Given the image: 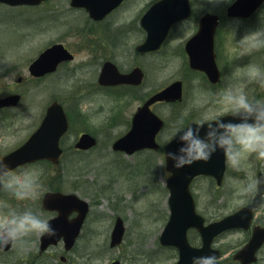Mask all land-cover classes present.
<instances>
[{
	"label": "flooded vegetation",
	"instance_id": "af4514ba",
	"mask_svg": "<svg viewBox=\"0 0 264 264\" xmlns=\"http://www.w3.org/2000/svg\"><path fill=\"white\" fill-rule=\"evenodd\" d=\"M114 1L98 0L97 7L104 8L107 3ZM158 1L160 0H122L107 13H97L96 18H92L84 8L73 7L71 0H47L36 6L0 4V8L4 5L10 8H40L42 14L35 21L33 28L35 34L31 36V41L42 34L46 36L45 45L34 44V46L31 41L29 42V49L31 47L38 49L35 55L26 56L25 53L29 50L25 52L21 50L0 56V58L3 56L6 59H13L12 62L6 63L0 75V80L4 75L12 76L11 82L0 83V100L14 97V95L20 97L0 108V128H4V125L14 127L16 124L15 128H18V123L24 117L31 115L34 118V122L27 130L28 134H21L23 136L13 145L0 148V159L27 143L40 126L51 104L58 101L64 107L69 119L68 132L61 141L62 158L67 157L68 161L58 165L41 161L25 164L16 169H29L37 165L44 167L40 179L47 186L36 202L29 203L34 211L47 218L49 222L56 219L59 213L46 208L44 198L48 192L77 194L88 204L82 224L80 215L81 211H84V206L66 204L64 205L66 220L64 228L59 231L62 234L60 239L56 229V235L53 238L45 237L46 235L39 238L32 237L24 249L9 245L0 250V264H96L100 262L101 243L97 224L102 218H99L96 213L98 200L92 193L96 192L98 180L96 178L91 181L85 180L93 174L94 167L89 162L85 163L84 158L91 156L99 148L100 134H117V130L123 135L132 132L148 134L149 128L144 125L148 113L143 114L141 120L135 124L136 114L148 104L151 97L179 83L182 88V100L155 101L149 107L151 112L162 121L156 136L157 149L142 147L131 154H126L113 151L112 145L116 140L110 144L112 155L110 167H112L113 176L105 181L102 189L104 192L110 190L109 215H112V225L107 238L106 251L114 255L107 258V262L103 264H111L115 261L125 264L131 261V244L127 246L125 241L128 235V217L133 212L132 200L114 194L115 188L124 183L127 186L126 193L132 192L133 185L136 188L135 195L142 193L144 188L148 187L149 171H153V174L158 171L167 173L173 168L168 165L166 158V146L173 140L170 138L173 129L181 120L184 127L195 124L205 113L220 118L228 116L222 115L221 102V94L227 86L243 83L250 99L264 100V87L254 82L249 83L245 77L249 65L264 69V48L246 52L241 45V39L245 35L264 31V2L253 9H248L244 14L230 15V7L238 0H229L223 14L209 11L210 0H190V18L172 25L160 46H156V41L165 32L164 21L148 17V13ZM207 14H213L218 18L213 39V58L209 52V45L203 38H198L191 45L190 51L187 50L188 42L197 36L201 19ZM54 46L64 47L72 55V59L61 61L53 70L51 68L55 62L52 58L48 59L45 67L37 69L43 73L35 74L31 70L32 66ZM9 54L14 56L8 57ZM191 57L194 58L193 62ZM105 69L107 76L102 78ZM118 73L128 76V81L122 83ZM51 81L60 89V93L51 96L39 120L36 121L25 98L38 92L36 90L41 92L44 88L47 90ZM70 85L75 87L76 92H83V94L78 98L76 96L75 100L61 97ZM32 91L36 92L32 93ZM86 91L106 97L108 101L106 105L98 104L100 111L94 110L93 114L104 116V119L93 123L96 124L93 128L87 126L90 121L92 122V118L76 107L78 102H84V97L81 96ZM85 133L97 139V147L89 150L76 148L79 137ZM72 134L74 136L71 137ZM141 141H135V144L139 147ZM249 157L250 160L255 158L248 165L256 171V176H264V160L257 159L255 155L254 158L253 155ZM71 166L77 173L70 175L75 178L72 181L73 188L65 190L63 183L68 181L66 171ZM230 167L226 160L220 186L214 178L204 177L215 184V191L225 190ZM168 176L170 177L169 173L165 183ZM235 176L233 177L237 181ZM52 181L56 182L55 186L48 185ZM83 189L88 190V196L81 195ZM225 194L227 192L222 194L224 200H226ZM193 195L197 212L204 218L205 225L241 212L237 221L239 227L216 236L212 241L213 249L207 255H215L218 264H264V207L253 208L251 213L243 212L254 202L252 197H248L242 198L237 208L230 212L219 215L212 211L206 214L200 211L197 198L194 193ZM0 198L9 197L0 192ZM11 202L19 207L24 206L14 200ZM166 213L167 223L169 212ZM118 219L122 220L124 228L123 242L112 247L111 234ZM188 234L191 245L201 247L202 239L198 230L192 229ZM103 246L106 247V244ZM159 246L162 252L169 250L173 253L172 264H176L179 251L174 247Z\"/></svg>",
	"mask_w": 264,
	"mask_h": 264
},
{
	"label": "rangeland",
	"instance_id": "374dc122",
	"mask_svg": "<svg viewBox=\"0 0 264 264\" xmlns=\"http://www.w3.org/2000/svg\"><path fill=\"white\" fill-rule=\"evenodd\" d=\"M228 2L229 0H211L209 11L223 14ZM221 9L222 12H220ZM41 14V9L38 7L10 8L4 5L0 8V56L5 53L21 50L23 52L29 50L28 53H25L26 56L37 54V48L31 47V49H29V42L31 41V36L35 34V30L33 29L35 21ZM31 44L45 45L46 36L44 34L40 35L36 40H32ZM7 56L11 57L14 55L9 54ZM12 61V58L6 59L3 56L0 58V75H2V72L6 67V63ZM11 79L12 76L4 75L3 79L0 80V83L11 82ZM51 82L52 83L48 86L47 90L44 88L42 92L40 90H36L38 92L32 91V93H36L25 98L27 100L26 104L32 111L36 121L39 120L51 96L60 93V89L56 84H54L53 81ZM75 90V87L70 85L68 89H65L64 93L61 94V97L67 100H75L76 96L78 98L83 94V92H76ZM81 97H84V102H78L76 107H79L87 114V116L92 118V122L90 121L87 126L93 128V126L96 125L93 123H98L104 119V116L95 115L96 113L93 114L94 110L96 109L97 112L100 111L98 104L102 103V105H106L108 101L106 100V97L90 91L84 92V95ZM33 122L34 118L30 115V117H24V119L18 123V128H15L17 124L14 127L11 125H4V128H0V148H7L15 144L19 138L23 136L21 134H28L27 130ZM116 133L117 134L108 135L100 134L99 148L94 154L84 158L85 163L89 162L94 167L93 174H91L90 177L85 178V180L91 181L93 178L98 180L96 192L91 191L96 195L98 200L95 209L96 213L99 218H102L97 224L99 229V241L101 243V250L99 251L101 260L96 264H103L107 262V258L109 259L114 255V253L106 251L108 243L107 238H109L112 225V215H109L110 190L104 192L102 187L105 185V181L113 176L111 173L113 172L112 167H110L112 155L110 153L109 145L111 135H114L115 137L122 135L119 134L118 130ZM72 136H74V134H72L71 137ZM253 160H255V158ZM253 160H250L249 155H246L241 159L239 169L233 168L232 166L229 168V176L224 186L225 190L223 191H215V184L207 178L201 177L196 179L192 185V191L197 198L200 211L206 214L214 211V214L220 215L221 213H227L236 209L242 200V198L238 196L242 182H246L249 175L256 176V171L248 165V163ZM42 168H44L42 165H37L29 167V170L39 173L41 178V173L43 172ZM76 173L77 171H75L73 166L67 169L66 174H68V176L66 178L68 181L63 183L65 190L73 188L72 181L75 178L70 175ZM234 175L237 176V181L234 179ZM166 177V172L158 171L153 174V171H149L147 175V178H149L148 187L144 188L142 193L136 195L134 193L136 191L134 185L131 193H126L127 186H125L124 183H121L115 188L116 192H114V194L124 196V199L126 198L129 200L131 198L132 200L133 212L132 214L130 213V216L128 217V235L125 241L127 246L131 244L130 250L132 252V260L125 264H172V262H174L172 257L173 253L169 250L162 252L159 250L158 244L161 230L165 225V218L167 216L166 212L169 211L167 204L168 193L165 190ZM40 182L42 184V193L47 184L41 181V179ZM50 184L55 186L56 182L52 181L51 183H48V185ZM224 192H227V194L224 195L226 200L222 199V194ZM88 193V190L83 189L81 195L88 196ZM161 212H163V214H161ZM104 244H106V247L103 246ZM138 254L143 255L139 256ZM142 258H144L143 261H141Z\"/></svg>",
	"mask_w": 264,
	"mask_h": 264
},
{
	"label": "clouds",
	"instance_id": "9594fccd",
	"mask_svg": "<svg viewBox=\"0 0 264 264\" xmlns=\"http://www.w3.org/2000/svg\"><path fill=\"white\" fill-rule=\"evenodd\" d=\"M241 45L246 52L264 48V31L245 35ZM245 77L249 83L264 87V69L259 66L249 65ZM245 87L243 83L231 84L221 94L222 115L230 116V120L205 113L195 127H184L182 120L177 123L170 138L178 137L181 146L167 153L174 168L207 163L218 150L233 168H239L246 155L264 160V100L250 99ZM41 189L39 173L13 169L0 160V192L10 198H0V250L9 245L24 249L32 237L56 235L49 220L30 206L39 199ZM238 196L252 197L257 207H264V176L249 175ZM13 200L24 206L14 205ZM194 264H218V260L215 255H205L195 258Z\"/></svg>",
	"mask_w": 264,
	"mask_h": 264
},
{
	"label": "water",
	"instance_id": "95a60500",
	"mask_svg": "<svg viewBox=\"0 0 264 264\" xmlns=\"http://www.w3.org/2000/svg\"><path fill=\"white\" fill-rule=\"evenodd\" d=\"M41 1L42 0H0V2L10 5L38 4ZM255 1L260 3L263 0H238L235 5L230 7L229 12H232L233 15H238V12L242 13V8L247 7L246 5L257 4ZM95 3L96 0H73L72 5L85 7L93 15L96 11ZM111 5H113V3ZM150 12L152 17H159L164 20L166 27L169 29L175 22L186 19L190 16V0H161L152 7ZM217 24L218 18L216 16L210 14L206 15L201 20L199 33L189 42L187 50L190 51L191 45L194 44L198 38H203L209 45V52L212 54L213 58V39ZM64 54L67 53L64 52ZM50 58L56 59L55 64H57L59 61L70 59L71 57L67 55L63 57L62 54L60 55L59 52H56V49H53L44 53L32 66V68L40 69L41 67H45L47 59ZM191 60L193 62L194 58L191 57ZM37 69L36 74H41V72ZM180 95V88L172 86L155 95L146 105L145 110H149L148 106L156 100H172L175 99V97L180 98ZM16 100L17 97L2 100L0 101V107L8 105L9 101ZM222 119L230 120L231 117L228 116ZM152 122L153 119L150 117V129L152 127ZM192 126L195 127V125ZM66 130L67 120L64 111L60 106H58V104L55 103L50 107L44 122L32 138L23 147L7 155L2 160L7 162L13 169L21 164L45 158L50 159L53 162H58L61 153V150L59 149V140ZM155 131L157 130H150L151 134L148 138L149 147H156L154 144ZM201 135H203V133H201ZM132 137L133 136L129 134L118 140L115 143L114 148L116 150L129 151L128 143H130V139ZM95 143L96 141L94 138L89 135H84L78 146L88 148L95 145ZM180 146L181 144L177 138L169 144L167 147V153L176 151ZM224 169L225 155L222 151L218 150L215 154H213L212 158L207 163L200 161L193 163L191 166L171 170L173 176L168 181L171 216L161 235L160 241L163 245L175 246L179 249L180 261L178 264H190L195 260V258L204 256L203 252L205 250H210L211 242L215 236L227 229L239 227L237 219L240 213L227 217L209 226H204L203 219L197 215L195 211L194 201L190 191L192 180L198 175H212L218 180V183H221ZM72 198L76 199L75 196H63L61 194L49 193L46 195L44 202L48 209L58 210L61 218L65 215L63 205H65V203L70 201ZM254 206H256L255 203L247 210L252 209ZM56 220H53L52 223ZM52 223L50 225L54 229V225ZM193 227L197 228L203 237L204 246L202 249L192 248L188 242L187 231ZM122 235V227L119 225L113 233V245L120 243ZM114 264L119 263L116 262Z\"/></svg>",
	"mask_w": 264,
	"mask_h": 264
}]
</instances>
